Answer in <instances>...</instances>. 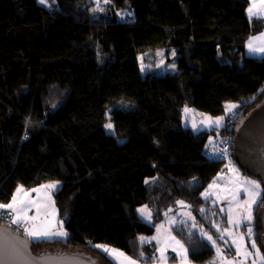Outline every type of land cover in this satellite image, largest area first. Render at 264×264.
<instances>
[{
	"label": "trees",
	"instance_id": "1",
	"mask_svg": "<svg viewBox=\"0 0 264 264\" xmlns=\"http://www.w3.org/2000/svg\"><path fill=\"white\" fill-rule=\"evenodd\" d=\"M48 5L0 0V202L10 203L19 186L59 182L55 205L68 233L33 242L34 251H76L117 264L95 247L105 243L151 263L158 245L140 238L152 236L181 200L218 238L214 222L226 223L225 206L203 192L227 161L207 146L211 137L227 136L231 112L239 120L264 97V56L246 54L264 22L249 16V0ZM126 10L132 16L122 19ZM159 48L175 50L168 60L176 71L155 69ZM186 106L224 123L196 131L183 122ZM143 204L152 222L139 215ZM263 204L244 226H252L264 253ZM173 231L191 262L213 263L214 246L202 232L184 224Z\"/></svg>",
	"mask_w": 264,
	"mask_h": 264
},
{
	"label": "rangeland",
	"instance_id": "2",
	"mask_svg": "<svg viewBox=\"0 0 264 264\" xmlns=\"http://www.w3.org/2000/svg\"><path fill=\"white\" fill-rule=\"evenodd\" d=\"M99 4L106 3V0H95ZM130 11H122L120 12V16L122 19L128 18V14ZM175 50H172L170 52L167 51L166 48H159L156 50V62H155V69L163 74L168 71H176L175 66L173 67V64L169 62L168 55H174ZM145 54L142 53L140 58V63L142 67V71L145 72L149 69L148 62L146 60ZM172 59V58H171ZM188 109H190L189 112H184V118L183 122L185 125H190L194 130H200L202 128H211V127H221L224 123V118L221 121L219 125L212 124L209 126L208 124V118L211 117L213 120L217 117H223V116H210L206 113H201L194 108L187 106ZM233 107H228V110H232ZM111 123L112 128L106 130L111 133L115 134V128L112 121H108L106 124ZM193 125L196 127L194 128ZM229 132V131H228ZM125 138H119V141H124ZM212 140V137L210 138ZM248 180H256L259 185L260 189H252V197H256L257 193L262 196L263 193V186L262 184L252 177H247ZM53 185V184H52ZM54 188V187H53ZM209 188H213V186H209ZM234 190H237L236 188H233ZM233 192H230L228 195H226L225 200V212L227 214V221L224 223L223 220H217L214 222V227L220 232V236L217 238L213 234H209L206 231H204L196 222V219L190 209V207L187 205V203L183 200V204L178 203L176 206H172L168 209L166 212V218L164 221L157 224V228L155 233L152 236L143 237L144 241H155L158 245L157 248V257L155 261L151 263L143 262L138 258H134L127 253H125L123 250L114 247L112 245H108L105 243H99L97 245L106 246L108 251H105L117 264H129L130 261H134L135 264H195L191 262L188 259V248L185 246V244L182 242V240L175 235L173 229L177 227L178 225L184 224L185 226H189L192 230L196 229L202 232V234L207 238L208 236H212L213 240L216 241L215 244L212 243L215 249V257L212 264H253V261H255V264H261L260 259L253 254L252 256L247 257V259L244 258L243 253L245 251V248H247L248 251H251L255 253V250L251 248V239L247 236L248 228L252 227L251 225H247L244 227L242 225V219L244 216V207H240L237 204V201H239L241 204H243L242 199L240 198V195L242 191L240 190V193L238 196H236L235 204L228 203L227 201H230V199H233L234 195ZM232 191V190H228ZM227 191V192H228ZM204 194H207L206 190L203 192ZM226 193V192H225ZM203 194V195H204ZM249 195V194H248ZM205 197H208V195H204ZM250 199V205H254L252 203V198L249 196ZM260 200V199H259ZM258 200V201H259ZM55 203L54 200V190H52V195L49 197V206L52 203ZM180 202V201H179ZM47 207V205H45ZM145 213L142 214L139 209L145 208ZM137 211L139 215L147 222L153 221V213L150 207L143 204L137 207ZM150 213V215H149ZM243 214V215H242ZM39 216V212H36L34 217ZM232 219L233 221H240L236 224H230L228 221L229 219ZM62 224V223H61ZM64 227V224H62ZM65 228V227H64ZM66 229V228H65ZM227 229V231H225ZM53 230H60V229H53ZM223 234V239L227 244H232L235 248L234 253L229 254L228 251H226V245H224L221 242V235ZM254 238V236L252 237ZM208 239V238H207ZM255 239V238H254ZM256 241V240H255ZM179 242V243H177ZM257 244V243H256ZM257 247L260 250L261 255H264L263 251L260 249V247L257 245ZM103 250V248H100ZM239 250V255L237 254ZM104 251V250H103ZM121 253L123 255H121ZM175 257V258H172Z\"/></svg>",
	"mask_w": 264,
	"mask_h": 264
},
{
	"label": "snow or ice",
	"instance_id": "3",
	"mask_svg": "<svg viewBox=\"0 0 264 264\" xmlns=\"http://www.w3.org/2000/svg\"><path fill=\"white\" fill-rule=\"evenodd\" d=\"M38 2L41 5L50 6L48 5V0H38ZM254 9H257V10L254 11ZM248 13L252 17L264 18V16L261 15L262 13H264V0H258V2L257 0H253V6L249 7ZM249 51L253 53L258 52V53L264 54V46L255 48L253 47L252 42L250 40L249 41ZM229 107L234 108L235 105H230ZM189 111L190 109H188L186 106L184 108V112L187 113ZM222 120H223V117H217L215 118V120L209 117L208 124L209 126H211L212 124L219 125ZM105 127L108 129H111L113 126L111 123H108L105 125ZM193 127L195 128L196 126L193 125ZM219 154L221 156L225 155L227 154V150L221 149L219 150ZM230 170L237 174V183L240 185V187L236 190V192L233 195V200L234 201L236 200V196L239 195L240 190L242 189L244 192L248 193L249 196L252 198V203L258 205V200L264 199V196H261L258 192L256 197H252V189L259 190L260 189L259 183L256 180H248V179H244L243 181H240L238 178V169L233 168ZM245 185H247L248 187H245ZM47 187L51 188V187H55V185H48ZM16 191L18 193L22 192L23 191L22 186L18 187ZM32 191H38V190L33 189ZM204 195H207V194H204ZM179 203L183 204V201H180ZM237 204L240 207L250 206L248 201H244L243 204L237 201ZM27 208H28V205L24 204L23 201H18L15 195L12 197V201L10 203H7V204L0 203V219L7 216L9 218L10 224L16 226L15 233L9 232L7 230H0V264H42V261L44 258L37 259L31 256V254L28 251V244L30 242H34V243L45 242L55 237H60L62 239H65L68 236V233L66 231L50 230L48 228H44V227L37 225L35 223L36 218L29 217L27 215ZM145 210H146V206L145 208L139 209L138 211L144 214ZM201 211H203V209H201ZM247 219L249 221L252 220L251 213L248 214ZM228 222L230 224H236V223H239L240 221H233L230 218ZM225 231H227V229H225ZM21 233L26 239L22 240L19 238V235ZM254 235L255 233L253 232V228L249 227L247 236L251 239V248L255 250V253L248 251L247 248H245L243 256L245 259H247V257L255 254L260 259L261 264H264V255H261L260 250L257 247L255 239L252 238ZM207 238L213 244L216 243V241L213 240L212 236H208ZM220 238L223 239V234L221 235ZM140 239L143 241L144 238H140ZM95 247L103 248L104 251H108L106 246L95 245ZM237 254L239 255V250ZM121 255L123 254L121 253ZM141 255H143V253H141ZM129 264H135V262L129 260ZM253 264H255V261H253Z\"/></svg>",
	"mask_w": 264,
	"mask_h": 264
},
{
	"label": "water",
	"instance_id": "4",
	"mask_svg": "<svg viewBox=\"0 0 264 264\" xmlns=\"http://www.w3.org/2000/svg\"><path fill=\"white\" fill-rule=\"evenodd\" d=\"M233 142V155L241 170L248 176L264 183V97L241 117L236 126ZM264 228V204L260 214ZM0 230L15 233L16 228L0 222ZM20 239H26L22 233ZM264 247V232H263ZM31 256L44 258L42 264H100L89 254L76 251L47 250L35 252L33 242L28 244Z\"/></svg>",
	"mask_w": 264,
	"mask_h": 264
},
{
	"label": "crops",
	"instance_id": "5",
	"mask_svg": "<svg viewBox=\"0 0 264 264\" xmlns=\"http://www.w3.org/2000/svg\"><path fill=\"white\" fill-rule=\"evenodd\" d=\"M258 2V0H257ZM249 7L253 6V0H249ZM249 9V8H248ZM257 9H254L256 11ZM249 14V13H248ZM128 15L132 16V13L130 12ZM264 16V13L261 14ZM250 16V14H249ZM251 18H256L252 17ZM264 22V18H261ZM264 29L257 34H254L251 36L247 42H246V54L250 56H264V54L261 53H253L249 51V41L251 40L253 47L258 48L264 46ZM255 38V39H253ZM214 138V137H212ZM213 141L210 140L209 143ZM238 169L233 163H226V166L223 170L220 171V173L216 176V178L213 180V182L210 184V186H213V188H207L206 192L208 197H213L214 202L220 203L223 206L225 205V200H226V195H228L230 192H233V188L238 189L240 185L237 183V174L231 171L230 169ZM238 178L240 181H243L247 177L241 173L238 169ZM55 185V187H47L48 185ZM21 187V186H19ZM60 187L59 182H52V183H47V184H40L37 186H34L32 188H25L22 186L23 191L22 192H15V196L17 197L18 201H23L24 204L28 205L27 208V215L29 217H34L36 212H39V216L35 217V223L41 227L48 228L50 230L53 229H60L62 231L67 230L63 227L59 220L58 216V209L53 202L50 207L49 205V197L52 195V190H57ZM245 187H248L245 185ZM33 189H37L38 191H32ZM232 190V191H228ZM228 191V192H227ZM242 193L240 195V198L242 201H248L250 205V199L248 193L244 192L241 189ZM226 192V193H225ZM236 192V190H234ZM55 200V198H54ZM236 201V200H235ZM233 199H230V201H227L228 203L235 204ZM259 202V201H258ZM47 205V207L45 206ZM19 206V205H18ZM244 216L242 219V225L244 226V221L247 219V216L249 213H251V216L254 217L256 212H257V204L250 205V206H245L244 207ZM246 227V226H244ZM58 239H62L60 237H55ZM53 238V239H55ZM189 259V255H188ZM190 260V259H189Z\"/></svg>",
	"mask_w": 264,
	"mask_h": 264
},
{
	"label": "built area",
	"instance_id": "6",
	"mask_svg": "<svg viewBox=\"0 0 264 264\" xmlns=\"http://www.w3.org/2000/svg\"><path fill=\"white\" fill-rule=\"evenodd\" d=\"M229 120H230V127L228 130L229 132H228L227 136L225 138H222V137L212 138L213 141L211 143H209L207 146V152H208V154H210L212 157H214L216 159H224L225 161H227L229 163H233L236 167H238L239 171L242 173V170H241L238 162L236 161V159L233 155V142H234V138H235V133H232V130L235 128L236 123L238 122L237 113L231 112ZM221 149H226L227 154L221 156L219 154V150H221ZM0 222H2L4 224L11 225L9 218L7 216L0 219ZM11 226L16 228L15 225H11Z\"/></svg>",
	"mask_w": 264,
	"mask_h": 264
}]
</instances>
